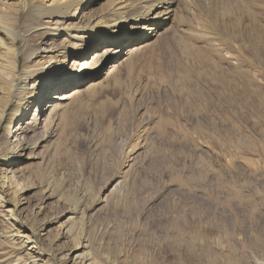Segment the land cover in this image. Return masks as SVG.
<instances>
[{"label": "rangeland", "instance_id": "374dc122", "mask_svg": "<svg viewBox=\"0 0 264 264\" xmlns=\"http://www.w3.org/2000/svg\"><path fill=\"white\" fill-rule=\"evenodd\" d=\"M208 1L218 29L236 40L234 60L203 44V55H192L179 32L149 45L138 63L117 59L35 171L36 184L49 182L72 201L78 189L96 194L110 173L106 159L122 163L126 144L146 124L156 126L120 192L89 217L93 247L112 263L264 264V0ZM179 7L193 26L197 15ZM227 20L235 25L223 26ZM35 206H44L41 214ZM65 209L40 195L24 213L40 224ZM57 222L47 226L44 244Z\"/></svg>", "mask_w": 264, "mask_h": 264}, {"label": "bare ground", "instance_id": "6f19581e", "mask_svg": "<svg viewBox=\"0 0 264 264\" xmlns=\"http://www.w3.org/2000/svg\"><path fill=\"white\" fill-rule=\"evenodd\" d=\"M9 1L0 0V126L5 125L0 137L7 136L0 142V264H115L93 247L89 217L120 192L156 126L146 124L126 144L122 163L108 156L110 173L96 194L78 189L79 198L72 201L49 182L36 184V169L46 166L68 134V116L80 108L86 93L103 88L98 80L117 59L138 63L149 45L172 40L179 32L195 51L192 55L202 56L203 44L208 52L234 60L230 50L237 47L236 40L232 32L225 33L228 28L219 30L208 0ZM180 1L197 15L193 26L182 17ZM234 25L227 20L223 26ZM107 76L103 81H111L112 75ZM40 195L66 209L36 224L24 210ZM32 210L41 214L44 206ZM52 222L57 226L44 244L42 236Z\"/></svg>", "mask_w": 264, "mask_h": 264}]
</instances>
